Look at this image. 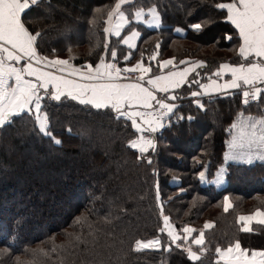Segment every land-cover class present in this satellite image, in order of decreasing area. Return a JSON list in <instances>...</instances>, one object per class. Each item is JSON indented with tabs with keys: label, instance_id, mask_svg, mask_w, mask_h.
<instances>
[{
	"label": "trees",
	"instance_id": "1",
	"mask_svg": "<svg viewBox=\"0 0 264 264\" xmlns=\"http://www.w3.org/2000/svg\"><path fill=\"white\" fill-rule=\"evenodd\" d=\"M228 1L135 0L123 7L129 16L154 6L162 25L141 29L134 50L111 38L108 53L114 47L121 58L128 50L129 63L147 64L158 41L159 58H200L209 74L220 62L238 59V32L216 7ZM115 3L39 0L22 20L30 33H39L35 46L41 55L94 64ZM196 77L182 90L168 123L148 138L155 147L145 153L130 146L137 133L128 119L69 98L42 100L50 134L27 112L0 127V264H231L219 258L218 247L239 242L248 251H264V224L253 223L245 232L238 219L264 210V159L225 161L231 125L240 114L263 116L264 94L248 105L239 91L195 103L188 92ZM220 174L224 184L216 188ZM225 197L232 205L228 212ZM163 216L178 232L186 226L195 229L193 236L203 231L204 244L173 243L161 231ZM205 221L213 227L205 229ZM157 238L159 248L134 250L136 240ZM188 248L200 260L192 261Z\"/></svg>",
	"mask_w": 264,
	"mask_h": 264
},
{
	"label": "snow or ice",
	"instance_id": "2",
	"mask_svg": "<svg viewBox=\"0 0 264 264\" xmlns=\"http://www.w3.org/2000/svg\"><path fill=\"white\" fill-rule=\"evenodd\" d=\"M39 0H0V127L12 121L13 117L22 113L34 114L36 124L42 133L48 132V117L42 111V100L50 96L52 100L59 101L62 96H67L73 100H77L80 104H88L100 109L111 107L118 113L132 121V126L137 132L157 130L156 126H163L159 121L164 116L173 112L175 105L165 102L164 99H157L149 87H144L141 83H116L120 79L121 70L114 63H105L103 57L95 68L87 65V73L79 68H74L69 64L68 60L53 59L41 57L35 48V41L39 33L32 34L23 23L22 16L32 5H36ZM135 0H116L114 7L108 11L107 20L105 21L109 27L104 28L106 37L108 34L119 37L121 31L129 22V15L123 10L125 5H133ZM218 9L226 10V19L238 31L240 44L238 47L239 57L246 63L237 66L228 63H222L219 70L214 73L215 76L221 77L225 72L231 73L232 79L224 84H218L212 80L209 85H201V88L211 91H221L224 89H237L241 85L247 86V90L243 91V103L248 105L252 100L259 99L264 94V88L257 87L258 84H264V0H230V2H222L216 4ZM132 16L137 21H141L145 15L151 18L153 25L158 26L160 18L155 7L137 8ZM115 20V23H113ZM196 30H200L201 25H192ZM179 31V30H178ZM139 33L133 31L130 36L123 38V43L129 48L134 47L132 40L138 37ZM232 37H228L231 39ZM105 49L108 44L105 43ZM159 45H157V48ZM113 59L116 58L117 52L111 51ZM129 59L128 56L125 60ZM152 59H155V54ZM34 61L36 65L43 64L44 67H59L60 72H68L70 76L79 75L80 79L88 81H103L107 83H78L74 80L66 79L63 76L54 75L52 72L44 71L42 68L35 67L33 63H25L22 67H16L11 62L19 65L21 61ZM173 60H165L159 66L161 70L172 64ZM185 63V61H180ZM197 67H203V62H195L191 68H185L183 71L169 72L167 75H157L147 79V84L158 92L167 93L170 89L179 88L186 82V78L191 71ZM115 70V71H113ZM124 72H140L139 80L143 81L145 76L152 71L151 68L145 67L138 62L132 68L123 69ZM34 77L35 79H25ZM14 80V84L9 81ZM198 83V81H193ZM43 90V95L41 94ZM199 93L193 92L192 96ZM167 99L174 100L175 96H169ZM155 101L160 109H166L159 116L154 113H147L152 119L137 123L136 117H143L146 114L140 111H123L125 106L129 109L133 107L152 108V102ZM147 124L144 128L141 125ZM233 129H237V134L233 136L230 147H243L245 145L259 148L260 155L253 157L249 154L246 162L251 163L253 158L264 159V116L260 118L243 117L238 123L232 125ZM60 143L59 140L55 141ZM130 146L137 148L141 153H145L149 148H154L153 141L141 135L138 139L129 142ZM226 159H244V154H226ZM151 163V161H149ZM201 180L204 179V173H200ZM222 178V174L218 179ZM232 205L228 201V197L224 200V211L228 212ZM162 211V210H161ZM255 217H259L258 223L264 224V212L257 210L249 216H240L239 221H244L242 231H250L248 223ZM164 228L167 230L168 236L175 243L180 237L176 234L172 224L167 216H163ZM80 221L78 220L77 223ZM213 227L211 223L206 222L205 229ZM195 231L190 227H185L183 232L186 233L184 239L187 241L188 236ZM204 232L201 231L198 238L192 240L193 244H204ZM161 246L160 239L148 241H135V251H141L149 248H159ZM188 256L192 261L200 260V256L192 251L191 248L186 249ZM238 252L236 257L239 264H264V251H253L251 259L247 256V250H241L239 242L235 245V250L229 247L226 250L217 248L216 252L222 259H229L230 255ZM259 257V261H257ZM242 258V259H241Z\"/></svg>",
	"mask_w": 264,
	"mask_h": 264
},
{
	"label": "crops",
	"instance_id": "3",
	"mask_svg": "<svg viewBox=\"0 0 264 264\" xmlns=\"http://www.w3.org/2000/svg\"><path fill=\"white\" fill-rule=\"evenodd\" d=\"M230 2V1H228ZM226 3V2H225ZM115 5V4H114ZM114 7V6H113ZM124 7V6H123ZM151 7H154V6H151ZM149 8V7H148ZM156 8V7H155ZM124 10V9H123ZM136 9L132 10L131 13H133ZM145 10H147V8H145ZM157 10V9H156ZM226 12V17H227V11L225 10ZM158 13V11H157ZM127 14V12H126ZM159 15V18H160V23H159V27L162 25V21H161V17H160V14L158 13ZM107 20V17L105 19V21ZM227 20V19H226ZM149 21H151V18L148 17L147 15H145V17L141 20V21H137L134 16L130 15L129 16V22L128 24L125 26V28L121 31V35L119 36V45H121L122 47L128 49V50H134L137 46V43H138V40L141 36V29L143 28H146V29H149V30H155V29H158L159 27H157L156 25H153L152 23H148ZM228 21V20H227ZM229 22V21H228ZM113 23H115V20H113ZM230 23V22H229ZM231 24V23H230ZM131 25V26H130ZM232 25V24H231ZM105 27H109L108 24H104V28ZM157 27V28H156ZM179 30V31H178ZM125 31V32H124ZM135 31L137 33H139L138 37L134 38L132 40V43L134 44V47L132 48H129L127 44L123 43V38L125 37H128L131 35V33ZM176 32L177 33H182L183 30L181 29H176ZM238 32V31H237ZM105 34V32H104ZM106 36V34H105ZM239 36V34H238ZM111 38H118L117 36L115 35H111V34H108L107 37H106V43H108V41L111 39ZM239 41H240V38H239ZM171 43H174V42H171ZM240 44V42H239ZM157 45H159V42H155L154 45H153V48L152 50L149 52V55H148V61H147V64H144L143 62L141 61H138V62H141L145 67H149L152 69L151 72H149L146 76H145V79L141 82V84L144 86V87H149L150 90H152L154 92V94L157 96V99H164L166 103L168 104H171V105H175V108L174 110L176 109V107L179 105L180 101H179V96L183 95L182 94V90L187 86L186 84L188 82H190V80L193 78V77H196L198 75H201V77L199 76V79L198 77L196 81H198V83H195V86L194 88H191V91H189L188 93L190 97H194L192 96V93L193 92H197L199 93V95H197L196 97H198V99H202V98H206V97H212V96H216V95H227V94H231L232 92L234 91H238L240 88H237V89H224V90H221V91H211V90H208L206 92L205 89L201 88V85H209L211 83L212 80H215L218 84H224L225 82L227 81H230L232 79V76H231V73L229 72H225L221 77H218V76H215L214 73H216L219 68H220V65L222 63H228L230 65H233V66H237L241 63H246L245 61H243L239 55H238V59L236 61H230V60H224L222 62H220L216 68L213 69V71L209 74H207V72L205 71V68H206V62L200 58H192V57H180V58H176L174 56H171L170 54L166 55V56H162L161 58H159V47L157 48ZM36 48V46H35ZM112 50H115L117 52V56L115 59H113L112 55H111V51ZM127 50V52L120 58L119 55H118V51L116 48L113 47V49H111L110 53H108V50L105 49L104 47V50L101 54V56L99 57L98 61H96L94 64H88V63H85V64H79V65H76L74 64L73 62H71L68 58H60V57H54V58H48L49 60H53V59H61V60H68L69 61V64L74 67V68H79L81 69L82 72L84 73H87V65H91L93 68H95V66L100 63L101 61V58L103 57L104 59V62L105 63H114L116 65L117 68H119L121 70V74H120V79H118L117 81H114L116 83H121V84H125V83H138V82H134L132 81L131 79L127 78L125 76V72L123 71V69L125 68H132L133 66H135L138 62H132V63H129V59H130V52ZM36 51L37 53L41 56V57H45L43 55H41L37 48H36ZM155 54V59H152L153 55ZM128 56L129 59L125 60V57ZM173 60V63L168 65L166 68H163V70H161L160 68V64L165 61V60ZM180 61H185V63H180ZM203 62V67H197L194 71H191L187 78H186V82L181 85L179 88H175V89H170L169 92L167 93H162V92H158L156 91L155 89H152L150 85L147 84V79L148 78H151V77H154V76H157V75H167L169 72H175V71H183L185 68H191L193 66V64L195 62ZM13 63L14 66L16 67H22L23 64L25 63H33V65L35 67H38V68H42L44 71H48V72H52L54 75H57V76H63L65 77L66 79H70V80H74L78 83H84V84H89V83H107L109 81L107 80H103V81H88V80H82L80 79L79 75H76V76H70L68 75V72H60L58 69L59 67H62V66H57L55 68L53 67H44L43 64H40V65H36L34 63V61H28V60H24V61H21V63L19 65H16L15 62H11ZM115 71V70H113ZM25 79H35L34 77H27L25 76ZM10 84H14V80H10L9 81ZM242 87V85H241ZM41 94L43 95V90H41ZM169 96H175L176 99L174 100H171V99H167V97ZM61 98H69L67 96H62ZM71 99V98H69ZM73 100V99H72ZM75 102H78L77 100H74ZM79 103V102H78ZM153 104V107L158 105L155 101L152 102ZM84 105H88V104H84ZM91 107H93L92 105H89ZM95 108V107H94ZM105 108H111L110 106L109 107H105ZM112 109V108H111ZM151 108H144V107H133L131 109H129L127 106H125V108L123 109V111H140V112H147L149 111ZM113 110V109H112ZM173 110V112H174ZM167 111V110H166ZM116 112V111H115ZM172 112V113H173ZM117 113V112H116ZM172 113H170L168 116H170ZM264 116V115H263ZM123 117V116H122ZM243 117H254V118H260L262 116H254V115H249V114H243ZM125 118V117H124ZM127 119V118H126ZM137 120V123L138 124H141L142 121H148L152 118H143V117H136L135 118ZM241 119V114L237 117L236 121L234 123H238ZM131 124H132V121L130 119H128ZM168 122V120H167ZM233 123V124H234ZM159 124H160V121H159ZM232 124V125H233ZM232 125L229 129V136H228V139H227V146H226V152H225V161L226 162H239V163H248L246 162V159H247V156L249 154L253 155V157H257L260 155V149L255 147V146H252V147H249L247 145L243 146V147H240V146H237L236 148H232L230 147L231 145V142L233 140V136L237 134V129H233L232 128ZM142 127L144 128H147L148 125L145 123V124H142L141 125ZM153 126H156V128L158 129H161L162 127L161 126H157V125H153ZM133 127V126H132ZM136 131V129H134ZM151 133V131H145L143 133L141 132H137V138L138 139L141 135H143L145 137V134H148V133ZM146 138H149V137H146ZM135 139V140H136ZM137 149V148H135ZM243 153L244 154V159H226V154H233V155H236V154H241ZM261 159L259 158H253L252 159V162H255V161H259ZM251 162V163H252ZM214 182L217 184L218 182L219 185H223L224 184V178H223V175H222V178H219L218 179V176L214 179ZM254 214V213H253ZM259 219V217H255L253 220H255V222H257V220ZM208 222V223H211L210 221H205L204 222V225L205 223ZM253 221H250L248 223V226L250 225L251 227V224H252ZM241 223V226H242V222L240 221ZM187 227H190L192 229H194L193 227L191 226H187ZM164 228V227H163ZM174 228V227H173ZM185 228V227H184ZM183 228V229H184ZM183 229L178 232L175 228V232L176 234L180 237L178 240H182L184 242V245L185 247L187 248L188 247V241H190V243L192 245H195V246H202V245H196V244H193L192 243V240L195 239V238H198L199 235H200V232L198 235H195L193 236V232L188 236V239L187 241L184 239V236L186 235V233L183 232ZM167 231V230H165ZM235 245L234 244L233 246H230L232 247L234 250H235ZM228 249V248H227ZM241 250H247V249H243L240 247ZM226 250V249H224ZM253 251H257V252H260L261 250H252V251H248L247 250V256L249 259H251V253ZM218 254V253H217ZM239 255L238 252H235L233 254L230 255V258L229 259H222L219 254V258H221L222 260L228 262V263H235V264H238L236 261L237 260V256ZM242 259V258H241ZM257 261H259V257L256 258Z\"/></svg>",
	"mask_w": 264,
	"mask_h": 264
},
{
	"label": "built area",
	"instance_id": "4",
	"mask_svg": "<svg viewBox=\"0 0 264 264\" xmlns=\"http://www.w3.org/2000/svg\"><path fill=\"white\" fill-rule=\"evenodd\" d=\"M140 75H141V73L138 72V71L137 72H125V76L127 78L131 79L134 82H138V83H141L142 82V81H140L138 79ZM256 86L257 87L264 88V84H258ZM244 90H247V86L242 85V87L238 90L242 94V100L244 99V97H243V91ZM190 100L192 102H195V103H198L199 102V99L196 96L191 97ZM253 101L254 100H252L250 103H252ZM161 112H166V109H160L159 108V105H156V106L152 107L149 111L144 112L146 115L143 116V118H152L151 116L147 115V113H154L155 115L159 116ZM167 120H168L167 119V116H164L163 119L160 120V124L163 125L162 128L168 123ZM161 129H158L157 128V130L155 132H151V133L149 132L148 134H145V137H150L151 134L156 133V132L160 131Z\"/></svg>",
	"mask_w": 264,
	"mask_h": 264
},
{
	"label": "rangeland",
	"instance_id": "5",
	"mask_svg": "<svg viewBox=\"0 0 264 264\" xmlns=\"http://www.w3.org/2000/svg\"><path fill=\"white\" fill-rule=\"evenodd\" d=\"M148 23H152V22L149 21ZM157 27H159V25H158ZM157 27H156V28H157ZM201 172L204 173V170H202ZM201 172H200V173H201ZM200 173H199V178H200ZM200 179H201V178H200ZM201 182H202L203 184L207 182V181L205 180V173H204V179L201 180ZM219 183H220V182H218L217 184H214L216 188H220V187H222V185H219ZM259 211L264 212V210H259ZM255 212H256V211H255ZM252 214H253V213H249V214H241V215H239V217H240V216H249V215H252ZM252 221H253L252 224H253V223H256L255 220H252ZM241 222H242V227H243L244 224H245V222H244V221H241ZM252 224H251V225H252ZM248 227L251 228L250 225H249ZM236 262L239 264L238 261H236ZM233 264H235V263H233Z\"/></svg>",
	"mask_w": 264,
	"mask_h": 264
}]
</instances>
